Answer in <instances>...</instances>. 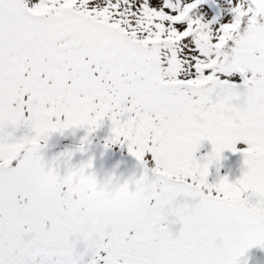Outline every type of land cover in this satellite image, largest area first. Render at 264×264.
I'll list each match as a JSON object with an SVG mask.
<instances>
[{
	"label": "snow or ice",
	"instance_id": "1",
	"mask_svg": "<svg viewBox=\"0 0 264 264\" xmlns=\"http://www.w3.org/2000/svg\"><path fill=\"white\" fill-rule=\"evenodd\" d=\"M105 122L138 172L45 162L53 134L84 129L82 152ZM254 247L264 0H0V264H239Z\"/></svg>",
	"mask_w": 264,
	"mask_h": 264
},
{
	"label": "rangeland",
	"instance_id": "2",
	"mask_svg": "<svg viewBox=\"0 0 264 264\" xmlns=\"http://www.w3.org/2000/svg\"><path fill=\"white\" fill-rule=\"evenodd\" d=\"M110 124L105 122L104 126L93 134L91 143H86L83 147L84 150L77 151L80 147V140L85 136L84 129L75 130V135H72V130L65 133L64 136L59 134H53L48 141L47 147L58 149L54 151H47L42 149L41 155L44 157L46 163H50L52 158L58 156L60 153L71 151L74 153L71 159V165L80 166L81 164H87L91 159L93 167L87 169L88 172H94L98 181H103L109 176H114L116 179L123 182L134 172H138V162L135 158L131 157L126 148L122 149L119 145H114L110 149L104 147V140L109 135ZM211 151V144L207 141L203 142V146L200 152L197 153V157L206 155ZM242 164V158L237 154L225 151L222 154L220 161V176L227 175L230 181H235L240 176V168ZM216 179L215 166L210 168L209 182H213ZM179 225L172 226L173 231H177ZM239 264H264V249L254 247L249 249L244 256L239 258Z\"/></svg>",
	"mask_w": 264,
	"mask_h": 264
}]
</instances>
